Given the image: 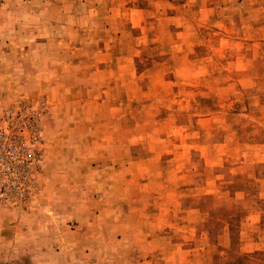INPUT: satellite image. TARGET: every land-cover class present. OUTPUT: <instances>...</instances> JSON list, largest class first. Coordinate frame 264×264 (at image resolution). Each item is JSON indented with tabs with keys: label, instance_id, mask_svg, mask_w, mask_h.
<instances>
[{
	"label": "rangeland",
	"instance_id": "rangeland-1",
	"mask_svg": "<svg viewBox=\"0 0 264 264\" xmlns=\"http://www.w3.org/2000/svg\"><path fill=\"white\" fill-rule=\"evenodd\" d=\"M0 264H264V0H0Z\"/></svg>",
	"mask_w": 264,
	"mask_h": 264
}]
</instances>
